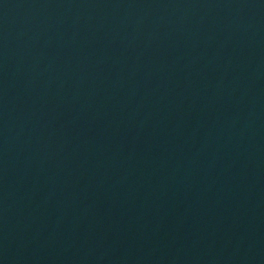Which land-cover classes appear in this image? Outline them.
<instances>
[{"label":"water","instance_id":"water-1","mask_svg":"<svg viewBox=\"0 0 264 264\" xmlns=\"http://www.w3.org/2000/svg\"><path fill=\"white\" fill-rule=\"evenodd\" d=\"M0 264H264V0H0Z\"/></svg>","mask_w":264,"mask_h":264}]
</instances>
